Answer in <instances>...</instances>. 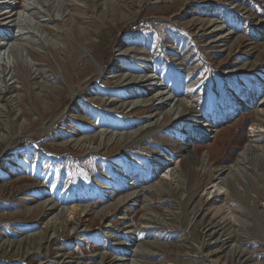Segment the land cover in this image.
<instances>
[{
  "label": "rangeland",
  "instance_id": "374dc122",
  "mask_svg": "<svg viewBox=\"0 0 264 264\" xmlns=\"http://www.w3.org/2000/svg\"><path fill=\"white\" fill-rule=\"evenodd\" d=\"M49 3L11 29L0 4V264H264V156L226 196L203 193L256 123L264 148V0ZM243 112L246 140L219 165ZM129 154L144 171L123 182Z\"/></svg>",
  "mask_w": 264,
  "mask_h": 264
},
{
  "label": "bare ground",
  "instance_id": "6f19581e",
  "mask_svg": "<svg viewBox=\"0 0 264 264\" xmlns=\"http://www.w3.org/2000/svg\"><path fill=\"white\" fill-rule=\"evenodd\" d=\"M10 1H12V0H0V4L2 7L1 11H3L1 16L3 17V21L9 20L8 23L11 24V25H9L10 29H11V27L13 28L14 26L17 27L18 26L17 21L19 20V18L22 17L27 12H29L33 9H36L37 6L40 7V11L42 9L46 14L49 13V10L47 8L49 0H22V6L23 7L19 12L12 9V7L10 6V3H9ZM39 12H37V13H39ZM211 13L214 14V12H211ZM0 43L3 44L4 42H0ZM258 124L259 123H256L250 127V131H249L250 132V142L239 153L236 162L229 167L217 170V172H216L217 175H216L215 181L209 183L207 188L203 192L206 196L209 197L212 194H214V195L220 194L221 197H222V195L224 196V194H225L224 191H223V193L221 192L223 189L222 186L229 188V184H230L229 180L230 179H232L233 181H236L238 178H240L242 176V173L244 170L243 167L246 165V163H248V161L250 160V158L253 155H255L258 158L264 156V148H260L258 145H256L255 140H254L255 136L261 132L260 128L258 127L261 123L259 125ZM129 148H130L129 152L132 153L131 147H129ZM258 152H260V153H258ZM126 157H127V162H134L135 172L131 173V174H124V173L120 174L119 171H115L113 173V175H114L113 177H116L118 175L123 176V177H121V181H123V182L124 181H132L136 177H140L141 173L144 171V166H145V161H146L144 158L145 156L142 157L141 155H138V154H129ZM187 157H190V154L187 155ZM151 165H152V171L156 170L159 172L162 168H165V169L167 168V166H165L162 161H158V160H154ZM175 166H178V165H175ZM115 167L124 168L122 162H119L117 165H115ZM171 172H172V170L169 172V174L164 173V175L161 178H159L158 185L153 187V191L155 194L163 193L166 190L163 187L166 184V180L168 179V177L171 179L172 176H175L174 175L175 173H171ZM26 173L29 176H33V177L37 178L42 183H46L48 181V179L50 178V174H49L48 170H46V169L44 170L42 168H39V169L34 168L32 170L27 169ZM184 176L186 178L188 175L186 176V174H185ZM224 177H225V179H224ZM175 178H177V177L175 176ZM113 182H114V184H116V181H113ZM225 196H226V194H225ZM28 200L33 201L32 205L29 207V210L36 209L39 207H41L45 210H53V208H54V200H52L50 198H47L44 200H38L37 197L35 196V194H30ZM133 200H134V198L132 196L126 195L125 197H122L121 199H119L118 202L119 203H127V202H130ZM90 211L91 210L89 207V210L84 211V213H86V212L89 213ZM229 213H226L227 215H225V216L226 217L228 216L229 219H231L232 217L229 216ZM72 214H74V209H71V212L69 213V215H72ZM226 217H224V219ZM3 247L12 249V244L11 245L10 244L5 245L4 243H0V248H3ZM88 264H93V263H88Z\"/></svg>",
  "mask_w": 264,
  "mask_h": 264
},
{
  "label": "trees",
  "instance_id": "16d2710c",
  "mask_svg": "<svg viewBox=\"0 0 264 264\" xmlns=\"http://www.w3.org/2000/svg\"><path fill=\"white\" fill-rule=\"evenodd\" d=\"M251 120V112L241 113L234 127L231 128L232 131L219 142H216L218 155V161H216L219 162V165H229L233 162L246 140V129Z\"/></svg>",
  "mask_w": 264,
  "mask_h": 264
}]
</instances>
